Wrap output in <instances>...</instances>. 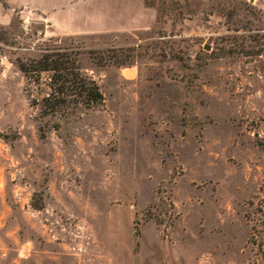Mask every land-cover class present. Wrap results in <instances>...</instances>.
I'll list each match as a JSON object with an SVG mask.
<instances>
[{"label": "rangeland", "instance_id": "rangeland-1", "mask_svg": "<svg viewBox=\"0 0 264 264\" xmlns=\"http://www.w3.org/2000/svg\"><path fill=\"white\" fill-rule=\"evenodd\" d=\"M140 8L93 35L0 23V264H264V0ZM57 46L104 96L65 120L17 66Z\"/></svg>", "mask_w": 264, "mask_h": 264}, {"label": "trees", "instance_id": "trees-1", "mask_svg": "<svg viewBox=\"0 0 264 264\" xmlns=\"http://www.w3.org/2000/svg\"><path fill=\"white\" fill-rule=\"evenodd\" d=\"M95 53L89 50L91 58L99 63ZM78 57L74 48L57 46L44 48L37 57L17 58L18 69L29 86L30 105L39 106L41 117L65 120L103 104L99 84L84 71ZM103 62L110 63L106 59ZM40 131L44 136L43 129Z\"/></svg>", "mask_w": 264, "mask_h": 264}, {"label": "crops", "instance_id": "crops-1", "mask_svg": "<svg viewBox=\"0 0 264 264\" xmlns=\"http://www.w3.org/2000/svg\"><path fill=\"white\" fill-rule=\"evenodd\" d=\"M145 0H0V23L12 20L10 9L30 7L40 11L62 34H100L138 25ZM6 3V4H5Z\"/></svg>", "mask_w": 264, "mask_h": 264}]
</instances>
